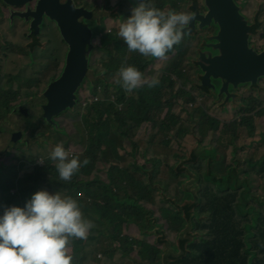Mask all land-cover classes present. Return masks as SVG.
I'll return each mask as SVG.
<instances>
[{"label": "trees", "instance_id": "trees-1", "mask_svg": "<svg viewBox=\"0 0 264 264\" xmlns=\"http://www.w3.org/2000/svg\"><path fill=\"white\" fill-rule=\"evenodd\" d=\"M263 25L258 24L253 35L259 34ZM184 48L183 44L174 45L173 50L168 52L172 54L169 59H158L152 64L146 63L143 57L138 60L137 54L128 50V66L136 67L148 79L154 78L159 70L165 71L166 76L151 88L145 85L129 93L116 83L106 85L94 94L102 102L90 105L81 115L77 127L80 136L75 141L81 155L78 159L83 162L87 158L90 162L82 166L71 181H60L55 162L49 159L44 172H30L23 179L15 178L11 182L7 188L12 198L10 201L0 196V205L19 207H24L31 195L42 188L76 199L84 218L90 220L94 227L87 239L70 241L68 247L69 254L73 256L72 264H87L89 257L97 251L104 253L106 260L113 264H117L114 260L117 255L135 264H173L172 261L181 264H264V196H257L253 185L257 178L264 180V158L260 161H255L254 155L249 160L233 158V151H236L233 144L237 143L241 130H247L251 140L256 137V120L264 118V107L257 99L242 100V104H236L242 125L229 127L220 125L217 119L202 109L191 110L189 105L195 102V98L184 90L176 93L172 82L173 78H185L183 63L187 55L183 52ZM193 63L197 66L196 60ZM258 87L257 84L253 88ZM197 90L210 94L201 86ZM177 99L178 106H174ZM200 110L203 117L196 122ZM252 113L255 114L253 120ZM202 130L205 135L211 136L210 144L216 150L219 149L215 147L214 140L219 133L235 139L230 144L233 149H229L230 159L225 153L220 158L207 159L201 164L194 153L188 158L174 153L173 157L179 158L182 164L172 169L173 179L195 176L199 181L209 182L220 181L230 175L234 182L244 183L237 188L243 193L230 201L238 208L223 201L226 194H215L209 187L202 189V200L207 205L214 204L217 209L208 206L200 209L197 200L195 203L187 200L184 192L185 205L182 208L163 203L164 199L158 204V192L163 188V180L159 177L162 172L160 163L144 157L152 169L136 162L123 167L121 152L127 146L133 153L138 151L133 141L136 133L137 140H140L141 133L148 132L153 139L160 137L162 146L172 148L175 144L181 148L187 138L201 137ZM69 144L64 145L69 147ZM127 152L131 153V150ZM218 163H221L219 170L216 169ZM103 167L105 179L98 174ZM83 176L88 181L81 179ZM261 188L264 192V186ZM12 189H17L15 195H12ZM224 207L228 208L223 210ZM194 214L197 219L190 223L199 236L194 241L180 236L181 241L188 240L190 243L179 242L180 255L170 256L175 252L165 248L171 243L165 234V227L179 232ZM126 227L137 229L142 238L130 236ZM152 236L156 237L153 242ZM101 242L107 243L106 250L96 249V246L102 245Z\"/></svg>", "mask_w": 264, "mask_h": 264}, {"label": "flooded vegetation", "instance_id": "flooded-vegetation-1", "mask_svg": "<svg viewBox=\"0 0 264 264\" xmlns=\"http://www.w3.org/2000/svg\"><path fill=\"white\" fill-rule=\"evenodd\" d=\"M73 1L76 9L83 8L87 10V12H84L89 17L86 24H81L85 23L83 16L79 17L76 23L71 20L70 24H58L49 18H45L42 24H37L33 20V12L36 10L38 0H32L25 6L13 8L5 5L0 0V12L2 13L0 15V25H7L9 29V33L0 37V137L5 135L3 142L0 143V196H3V199L7 201L12 199L8 195L7 188L15 178L23 179L30 172H44L45 168L39 167L38 161L42 158L49 160V153L53 150L51 142L54 137L64 133L63 130L66 129L69 123L68 118L77 109L81 113L80 104L85 94L89 92L94 99V94L97 91H101L106 85L110 86L113 82L116 84L117 71L122 64L126 66L127 63L128 48L117 35L118 28L119 24L131 15L132 8L138 6L140 0ZM55 3L57 4V0H55ZM151 3L156 8L164 11L175 10L176 12L190 13L195 20L197 15H202V24H208L200 28V22L196 21L190 32L187 35H183L182 41L177 44L185 46L183 52L187 56L190 52L196 54L194 56L193 53L192 56L194 58L190 60V65L195 73L200 71L198 63L200 55L207 50L206 46L212 44L211 39L223 29L226 35H239L242 41L244 31L250 37L245 44L247 48H252L257 52H264V32L259 36L253 35L255 27L258 24H264V20H261V17H264V0H151ZM68 9H73V7H67L64 11ZM5 11L9 14L8 17L4 15ZM12 14L15 15L13 18L10 17ZM17 14H22L24 17ZM231 17L234 18L232 21ZM10 19L13 20V24H10ZM4 20L5 22L2 24ZM88 33H91V41L90 45L85 47L84 38ZM70 35L75 39L78 48L73 56L69 57L72 46L67 41V36ZM237 45H242V43H237ZM259 45H262L263 48H259ZM134 54H137L138 60L143 57L148 64L158 60L153 57H144L139 53L134 52ZM171 55V53H167L165 59H169ZM194 59L197 62V66L193 63ZM10 64L14 68L18 66L21 68L6 71L5 69ZM69 65L73 67L74 71L60 85L67 93H72L79 85L81 74L86 65L88 70L75 96L76 108L66 113H61L56 102L46 96V91L51 83L59 81L64 76ZM30 67L42 69V72L38 75L39 77L45 73H54L56 77L50 81L48 80L42 90V85L38 79L32 80L25 77L26 70ZM164 72L163 70L157 71V73H163L162 79L166 76ZM203 76L202 72L199 83L201 87ZM162 79L158 80L161 81ZM263 80L264 78L261 79L260 84ZM214 81L213 84L216 86L217 91L219 90L220 96L222 83L216 81L218 84H215ZM202 88L210 93L212 91L209 88ZM247 89L248 91L255 90V88L245 85L239 91L231 92V95L236 98L235 103L231 104L229 102L225 104L223 100L218 101L219 104H223L224 110L231 109L228 116L220 113L222 117L224 116L223 118H226L221 120L222 124L217 119L220 125L226 127L242 125L239 111H236V103L242 104V100L249 101L248 99L239 98L240 93L245 92ZM204 93L202 94V91H200L199 95L194 97L200 99V106L203 105L204 100L215 103L213 98L210 97L212 96L211 94ZM98 98L102 102L101 98ZM217 98L219 97L217 96ZM220 98L224 99L225 97ZM233 114H235L234 120L231 117ZM47 115L52 118V124H49L46 120ZM251 117L253 120L255 114L252 113ZM258 122L261 124L260 121ZM12 124L16 128H11L10 125ZM66 135L69 137L68 134ZM237 136L239 138L240 135ZM207 138L209 136L205 135V139L202 140L201 135L198 143V149H201L198 155L194 153V150L192 151L195 156L199 157L201 164L202 162L206 163L207 159L213 158L214 160L216 157L220 158L221 156L219 150H216L213 145H206ZM234 141L235 139L231 138V142ZM209 142L211 141L209 140ZM221 143L227 147V149L224 148L226 152L232 149L230 148V143L226 142L224 144L223 141ZM237 146V143L233 144V149H236V151L232 149L233 158H242V154L245 152L241 151L246 149V147ZM207 148H210V150H207ZM253 155L255 153H251L243 159L249 160ZM179 160V158H176L174 164L177 165ZM26 169H29V171L21 175L22 170ZM5 177L8 180L2 187L1 182L5 180ZM190 182L197 194L187 191L185 183L181 182L175 186L174 192L163 203H169L172 207H184V192L187 200H191L193 203L197 200L196 203L199 204L200 209L205 206L217 209L214 204L207 205L202 200V189L209 187L215 194H226L225 198H223L225 203L233 208L239 207L235 203H230V201L236 195L243 193L237 188L244 183L234 182L230 175H226L220 181L205 182L198 179L197 181L190 180ZM11 193L15 195L17 189H12ZM164 193L165 188L163 186L161 191L158 192V204L162 202V194ZM263 193H258L257 196H264ZM189 195L191 196L190 199L188 198ZM4 206L6 205H0V214H2ZM226 208L228 207L222 209L225 210ZM196 219L197 215L194 214L179 232L170 231L176 234V238L172 239L171 243L165 247L168 251L172 250L175 252V254H170V256L178 257L180 251L177 245L179 242L188 241H181L180 236L190 237L193 241L197 239L199 236L198 231L190 223ZM203 220L204 217L202 216V226ZM188 242L190 243V241ZM172 263L181 264L182 262L172 261Z\"/></svg>", "mask_w": 264, "mask_h": 264}, {"label": "clouds", "instance_id": "clouds-1", "mask_svg": "<svg viewBox=\"0 0 264 264\" xmlns=\"http://www.w3.org/2000/svg\"><path fill=\"white\" fill-rule=\"evenodd\" d=\"M194 17L187 12L164 11L151 0H140L131 15L119 24L117 35L129 52L159 60L179 44ZM115 82L126 92L147 85L157 86V78L148 79L136 67L121 65ZM71 153L57 144L49 153L60 181H71L85 158H70ZM40 163H44L39 160ZM94 224L84 218L76 199L60 193L39 190L31 195L24 207L4 206L0 214V264H72L69 254L71 240L87 239Z\"/></svg>", "mask_w": 264, "mask_h": 264}, {"label": "rangeland", "instance_id": "rangeland-1", "mask_svg": "<svg viewBox=\"0 0 264 264\" xmlns=\"http://www.w3.org/2000/svg\"><path fill=\"white\" fill-rule=\"evenodd\" d=\"M1 14L2 13L0 12V15ZM4 15L6 17H8L9 14L5 11ZM261 20H264L263 16L261 17ZM4 22H5V20L2 22V24H4ZM9 22H10V24H13L12 19H10ZM263 32H264V25H263L261 32L257 35H254V36H259ZM7 33H9L8 26L7 25H0V37L3 35H6ZM258 47L263 48L262 45H259ZM193 53L194 52L188 53V56H186L185 62L183 63V75L185 78L183 80L175 78V79H172V82L174 83L173 89L175 90L176 93H178L179 90H184L185 92L188 91V93L191 96L195 97V95L200 93V91H198L197 88L199 87L200 75H202V71L200 70L201 72L199 71V73H195L193 67L190 65V60H192L194 58V56L196 55L194 53V56H192ZM187 62H189V63H187ZM20 68H21L20 66L14 68L10 64L5 70L10 71L13 69H20ZM40 72H42V69H40V68L33 69L30 67V68H27L26 73H25V77L27 79H32V80L38 79V81L42 85L41 89L43 90L47 84V81L54 79L56 77V75L54 73H45L39 77L38 75ZM162 77H163V73H157L154 78L162 79ZM185 80H187V82H185ZM214 83L218 84V82H216V81H214ZM112 84H114V83H112ZM248 86L251 87V85H248ZM178 88H181V89H178ZM232 91H235V90L232 89L231 92ZM111 92H113V88H111ZM202 94H205V93L202 91ZM210 94L212 96H210V95L209 96L213 98L215 103H210L209 100H204L203 105H201L199 107V109H202V111L207 113L210 117H215L216 119H218L221 122L222 119H226L223 117L228 116L229 111L231 109L229 108L228 110H224L223 104L218 103V101H220V100H223L225 104L227 103L226 98H224V99L220 98L219 90L216 93H213L211 91ZM85 96L90 99L92 95L89 92H87L85 94ZM217 96L219 98H217ZM201 98H202V96H201ZM239 98H244V99H248V100L257 99V102L261 103L262 106L264 107V80L261 82V84L259 85L258 88H255V90L253 89L252 91H248V89H247V90H245V92H241L239 95ZM178 101H179L178 99L174 101V103H173L174 106H178ZM230 102H231V104L235 103V101H233V100ZM202 111L200 110L198 112L196 122H198L199 118L202 116ZM84 112L81 111V113H80L79 109H77V111L74 114H72L70 118H68L69 123H68L66 129L63 130L64 133H62V135H57L56 137H54L53 141L51 142L52 148H54L57 144H62L63 146H65L64 144L70 143L68 149L75 155V157L80 158L81 155L77 151V146L75 145V141L77 139H79V136H80V133H79L77 127H78V124L80 121V117ZM220 113H222L224 116L222 117L220 115ZM231 117H232V120H234L235 114H233ZM258 121H260L261 124H259ZM258 121H257L258 133L253 140H251L249 138L247 130H241V132L239 134L240 136L237 139V144H238L237 147H243V146L246 147V149H243V151H241V152H245V153L242 154V158H240V159L247 157L251 153H255V155H254L255 161H260L262 158H264V144H263V142H264V118H260ZM221 124H222V122H221ZM10 127L16 128V126L13 124L10 125ZM66 134H68L69 137ZM136 134L133 137V141L137 145L138 151L136 153H133L131 147L127 146L125 151L121 152V156L123 158V167L124 168H126L130 164L136 162L139 165H147V167L149 169H152V165L148 164L147 161L148 160H150V161L155 160L156 162L160 163L158 165H159V167H161L162 172L159 174V177L163 180V186H165L166 189L168 190V191H166V189H165V193L162 194L164 200H166V198L174 192L175 186L181 182L185 183L187 191L194 192L197 194V191L194 190V188L190 182V180L191 181H197L198 180V179H196L195 176L191 177V179L181 177L178 180H174L173 174L171 171L176 166L182 164V161H178L177 165L174 164V162L176 160L173 157L174 153H179L181 156H184L186 158H188L190 156V154L192 153L193 150H194V153L196 155L199 154V151L201 149V148L198 149V141H200V139H201L200 135H198L194 138H187L185 140V142L183 143V146L181 148L175 144H173L172 148H169L167 146L161 145V138L160 137L157 139H153L152 134H149L148 132H144V133H141L140 140H137ZM205 134H206V132L202 130V140L205 139ZM61 136H64V137H61ZM4 137H5V135H2L0 137V143L3 142ZM209 140L212 142L210 135H209V138H207V140H206V145L211 143V142H209ZM221 141H223L224 144L226 142L231 144V139H228V136L226 134L219 133L217 135L216 139L214 140L215 147L217 149H219L220 154L224 155L226 153L227 158L229 160L230 159L229 158L230 152H226V150L223 148V144L221 143ZM248 146H250V147L248 148ZM79 150L84 153V150L81 149L80 147H79ZM127 150H131V153H128ZM207 150H210V148L209 149L207 148ZM247 151H249V152H247ZM238 155H239V153H238ZM144 157H146L148 160H144ZM220 168H221V163L216 164V169L219 170ZM28 171H29V169L22 170L21 175L24 172H28ZM98 174L100 176H102L103 179L106 178L104 167H103V169L100 168V171L98 172ZM81 179L88 181V178H86L85 176H83ZM7 180H8V178L5 177V180H3L1 182L2 187L4 186V184ZM253 185H254L255 190L259 194L263 193V190L261 187L264 186V180H260L257 178L254 180ZM40 190H47V189L42 188ZM47 191L49 193L54 194L53 192H51L49 190H47ZM126 231L132 237L142 238V235L135 228H127ZM165 234L167 235V239L169 241H172V239L176 238V234L171 233L168 226L165 227ZM155 239H156V237L152 236V238H151L152 242L155 241ZM101 244L102 245H100V246H96V249L102 250V251H103V249L106 250L107 249V243L101 242ZM89 252H91V250H89ZM114 260L117 264H135L131 260L120 259L119 255H117ZM87 264H113V263H111L110 260H106L104 253H102L101 251H97V253H93L89 257Z\"/></svg>", "mask_w": 264, "mask_h": 264}, {"label": "water", "instance_id": "water-1", "mask_svg": "<svg viewBox=\"0 0 264 264\" xmlns=\"http://www.w3.org/2000/svg\"><path fill=\"white\" fill-rule=\"evenodd\" d=\"M32 0H2V2L10 7H22ZM67 7H73L64 11ZM86 9L78 8L74 6L73 0H38L36 10L33 12L34 21L37 24H42L45 18H49L53 22L58 24H70L72 20L77 22L78 18L83 16V20L86 21L89 17L84 13ZM24 17L22 14H17ZM15 15L12 14L11 18ZM234 18L231 17V21ZM196 21L200 22V28L205 27L208 24H202V15H197L196 20H192L190 25L185 29L184 35H187ZM230 21V22H231ZM211 25V24H210ZM32 32H34L32 30ZM242 39L239 35H226L225 30H221L218 34L211 39L212 44L206 46L207 50L204 51L198 60L200 70L203 72L202 87L209 88L213 92H217L216 86L213 81H220L222 83V90L220 97H225L227 103L235 101V97L231 95V90L239 91V89L245 85H251L254 87L259 84L260 80L264 78V52H257L252 48H247L245 45L249 38L243 31ZM67 41L71 44L70 56H73L78 46L75 39L70 35L67 36ZM91 33H88L84 38L85 47L90 45ZM237 43L242 45H237ZM88 70V66L83 69L81 74L80 83L72 93H67L60 87L64 79L69 76L73 71V67L69 65L65 71L64 76L57 82H53L49 85L46 96L54 100L58 106V110L61 113H66L69 110H73L77 106L76 93L81 86L85 78V74ZM46 120L49 124L52 118L47 115ZM57 125V124H56Z\"/></svg>", "mask_w": 264, "mask_h": 264}, {"label": "built area", "instance_id": "built-area-1", "mask_svg": "<svg viewBox=\"0 0 264 264\" xmlns=\"http://www.w3.org/2000/svg\"><path fill=\"white\" fill-rule=\"evenodd\" d=\"M175 79V78H174ZM100 102V99L98 97H95L94 99L91 97L90 99L87 98L86 96L82 99L81 101V104H80V108L82 110V112H84L90 105H93V104H98ZM200 99L199 98H195V102L191 103L189 105V108L191 110H195V109H198L200 107ZM64 148L66 150H69L68 147L64 146ZM70 151V150H69ZM71 153V156L70 158L72 157H75V155L70 151ZM42 160L44 163H40L38 161V166L41 167V168H45L46 166V162H47V159L46 158H42L40 159Z\"/></svg>", "mask_w": 264, "mask_h": 264}, {"label": "crops", "instance_id": "crops-1", "mask_svg": "<svg viewBox=\"0 0 264 264\" xmlns=\"http://www.w3.org/2000/svg\"><path fill=\"white\" fill-rule=\"evenodd\" d=\"M236 111H239V110H236ZM222 116V115H221Z\"/></svg>", "mask_w": 264, "mask_h": 264}]
</instances>
